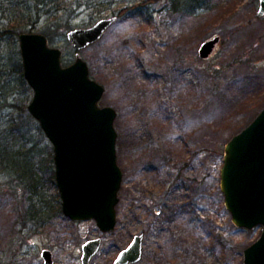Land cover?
Returning a JSON list of instances; mask_svg holds the SVG:
<instances>
[{
    "label": "rangeland",
    "instance_id": "obj_1",
    "mask_svg": "<svg viewBox=\"0 0 264 264\" xmlns=\"http://www.w3.org/2000/svg\"><path fill=\"white\" fill-rule=\"evenodd\" d=\"M113 1L101 18L115 16L116 21L82 50L67 42L66 33L101 19L85 7L76 10L69 29L55 28L54 20L43 18L25 32L45 35L67 65L78 53L89 77L104 89L99 105L116 111V155L123 177L115 229L102 233L92 220L71 221L63 215L45 225L21 224L14 217L23 213L28 187L0 166V264H44L45 249L52 252L53 264H81V246L94 238L101 246L89 264H113L135 235H142L143 243L141 259L133 264H243V251L261 228L232 223L219 174L225 144L264 108V17L256 16L258 0H201L194 7L192 1L179 11L172 10L176 0ZM134 5L143 6L127 10ZM215 36L219 42L213 53L200 59V45ZM18 62V36H3L0 140L9 146L1 148L8 152L12 172L22 175L29 171L13 152L34 148L29 157L41 179L39 189L55 204L60 198L53 147L27 110L33 91L17 70ZM166 121V131L153 124ZM168 144L173 151L162 150ZM179 163L187 167L176 182ZM169 187L172 200L188 195V212L151 228L159 213L153 209ZM172 236L183 241L172 242Z\"/></svg>",
    "mask_w": 264,
    "mask_h": 264
},
{
    "label": "water",
    "instance_id": "obj_2",
    "mask_svg": "<svg viewBox=\"0 0 264 264\" xmlns=\"http://www.w3.org/2000/svg\"><path fill=\"white\" fill-rule=\"evenodd\" d=\"M258 18L264 0H258ZM116 21L101 18L88 28L71 29L66 40L77 51L98 41ZM219 37L204 41L198 57L207 59ZM23 78L33 91L30 115L53 147L54 181L61 212L71 221H94L102 233L116 226V205L123 173L117 163L114 128L116 111L101 107L103 87L89 77L87 63L77 53L62 65V52L49 46L41 33L18 35ZM219 187L232 223L241 229L261 228L258 239L243 251V264H264V108L225 144ZM143 236L135 235L113 264L141 259ZM101 246L94 238L81 246V264H89ZM53 264L50 250L41 252Z\"/></svg>",
    "mask_w": 264,
    "mask_h": 264
},
{
    "label": "trees",
    "instance_id": "obj_3",
    "mask_svg": "<svg viewBox=\"0 0 264 264\" xmlns=\"http://www.w3.org/2000/svg\"><path fill=\"white\" fill-rule=\"evenodd\" d=\"M156 1L157 0H145V3L142 2V4L153 3ZM192 1H194L193 7L201 2V0H176L173 2L172 10L179 11L183 9V6L188 5ZM113 2V0H0V39L5 35L15 37L22 32L30 31V29L33 28L43 18L54 20L56 23H54L52 26L55 28L62 26L66 29H69L70 22L75 17L76 10L80 9L81 7H85L92 10V13L95 16L101 18L102 14L109 10L108 6H110ZM142 6L143 5H134V7L127 8V10L129 9L137 11L138 8ZM118 12L123 13L124 9H121ZM62 65L66 66L67 64L62 61ZM17 70L20 72L22 70V64L20 62H18ZM166 122L164 125H162L161 122H155L153 124H155L154 126L158 130L164 131L167 129V127H170L168 124L169 121L167 124ZM2 144L8 145L5 143V141L0 140V166H2L3 169H5L8 173L12 175L14 174L16 176V180L19 183L21 182L28 187V190L25 191L26 193L24 194V202L22 204L24 207V210L22 211L23 213L15 214L14 219L21 218V224L25 223V225L28 222L35 225H39L40 223L45 225L50 223V220L54 215H63L61 212L60 200L57 199L55 204L50 200H45V198H43L42 191L39 189L41 185V179L38 178L34 165L31 162V157H29L34 148L31 147L25 152H13L18 157H21V160L24 162V168L28 169L29 171L22 175L20 173L12 172L10 169V166L7 164L8 161L5 159V154L8 152L5 151L3 147L1 148ZM173 148V144H168L164 145L162 150L168 149L173 151ZM163 156L164 155H162V157ZM186 167V163H179V165L174 167V170H176L177 173V176L174 178L176 182L180 180L181 172ZM190 186H194L195 191L196 181L193 180ZM171 191H173V188L169 187V190L164 192L163 197L160 199L156 207H154L153 213L155 208L158 209L159 213L153 216L154 218L152 220L151 228L158 229L157 227H159L163 221L171 222L175 217L177 218L179 214L188 212V195L182 200H179V202L169 198ZM191 191V195H193V187ZM185 192H189L188 188L185 189ZM193 215H195L193 217L197 216L195 210ZM156 224H158V226H156ZM212 233L213 232L209 233L210 237L212 236ZM170 239L172 242L183 241L181 238L174 236H172Z\"/></svg>",
    "mask_w": 264,
    "mask_h": 264
}]
</instances>
